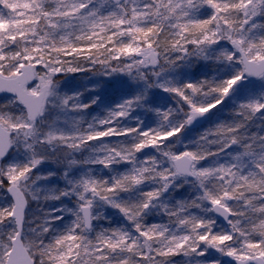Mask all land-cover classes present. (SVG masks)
<instances>
[{
  "label": "snow or ice",
  "instance_id": "1",
  "mask_svg": "<svg viewBox=\"0 0 264 264\" xmlns=\"http://www.w3.org/2000/svg\"><path fill=\"white\" fill-rule=\"evenodd\" d=\"M0 264H264V0H0Z\"/></svg>",
  "mask_w": 264,
  "mask_h": 264
}]
</instances>
